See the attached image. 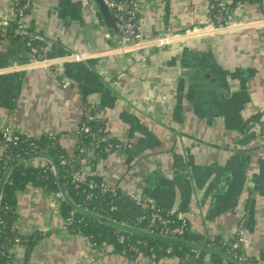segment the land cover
<instances>
[{"label": "crops", "instance_id": "1", "mask_svg": "<svg viewBox=\"0 0 264 264\" xmlns=\"http://www.w3.org/2000/svg\"><path fill=\"white\" fill-rule=\"evenodd\" d=\"M137 1L141 30L152 39L204 25L213 0ZM233 14L232 28L151 47L144 62L123 45L116 25H107L95 0H33L26 25L42 36L44 55L57 61L45 68L21 37L0 39V130L58 135L75 156L83 119L100 121L107 139L130 145L81 159L83 184H120L126 194L193 213L190 229L205 239H232L244 223L245 251L264 264V136L249 124L264 113V26L256 0L235 4ZM0 19H16L13 0H0ZM79 50L90 58L63 59ZM4 150L0 137V160ZM59 203L58 194L38 186L18 194V232L44 234L30 264L182 260L133 259L111 245L97 255L85 234L68 231ZM27 243L15 244L14 264L23 263Z\"/></svg>", "mask_w": 264, "mask_h": 264}, {"label": "trees", "instance_id": "2", "mask_svg": "<svg viewBox=\"0 0 264 264\" xmlns=\"http://www.w3.org/2000/svg\"><path fill=\"white\" fill-rule=\"evenodd\" d=\"M236 2L237 0H234L231 6L233 7ZM18 21V17L14 21L11 20L9 28L0 32V39L12 36L28 40L32 34L36 35L33 44L40 49L41 54H44L42 36L27 26L28 33L23 38L17 31ZM24 23L26 24L25 19ZM263 114L252 118L249 124H262ZM82 123H86L89 130L78 134L80 144L75 156H71L60 143L59 136L53 134L41 137L21 136L16 143L8 144L4 150L0 160V184L6 174L7 179L0 191V264H14L13 248L23 239H27L28 243L22 264H30L33 251L44 234L36 231L24 236L18 232L16 228L18 194L30 185L54 194L60 193L57 174L64 182L68 193V198L59 197V211L65 219L66 227L71 233L85 234L94 248L111 245L113 251L124 253L133 259L146 256L159 260L177 255L182 258L177 264H236L224 254L239 260L242 264H257L250 256L247 259H239V255L245 251L243 243L239 249L232 248V244L238 239V231L232 239L217 235L205 239L193 233L188 223L182 234L163 236L161 235L163 225L160 221H152L153 210L143 206L145 199L136 200L122 189L115 192L103 191L97 184L91 187L82 183L77 187L73 175L79 172L81 159L90 157V152L97 158H103L110 151L126 149L130 145V142L107 139L101 133L103 124L100 121L85 117ZM35 154H39L36 158H44L47 161L40 164L36 158L29 159L9 170L15 160ZM63 158L66 159V163H62ZM163 216L168 219L169 227L179 226L182 222L176 214L168 215L165 212ZM103 217L109 221L102 220ZM241 225L244 226V223L239 227ZM169 248L172 251H168ZM194 249L199 253H195ZM185 255L187 259L183 260ZM208 255L209 261L206 260Z\"/></svg>", "mask_w": 264, "mask_h": 264}, {"label": "built area", "instance_id": "3", "mask_svg": "<svg viewBox=\"0 0 264 264\" xmlns=\"http://www.w3.org/2000/svg\"><path fill=\"white\" fill-rule=\"evenodd\" d=\"M107 6L109 7L115 22L117 29L119 31L121 41L123 45L131 50H136L141 52V58L144 62L147 61V52L151 47L164 48L169 45H172L179 39H188L198 35H207V34H215L217 32H222L224 30H228L233 27V7L228 0H213L209 3V14L208 19L204 23V25L186 30L183 34H169L166 36H159L156 38L148 39L146 38L144 32L141 30L140 26V11L141 5L137 0H105ZM262 11V18L259 21L260 25L264 26V0H256ZM242 0H237L236 4H241ZM15 6L16 17H18L19 25L17 31L24 36L27 35L28 30L26 28V24L24 23V19L27 16V10H29L32 6L33 0H13ZM11 25V20L9 19H0V32L6 31ZM37 38L36 35H31L30 39L26 40L24 38L26 45L30 48L31 52L36 55L37 63L42 64L45 68H50L54 63H56L57 59H49L44 54L40 53V49L33 44V40ZM90 58V54L88 52L79 50L73 51L67 56L63 57V59L71 61V62H79L85 61ZM63 87L67 88L71 86V81L68 79H62ZM264 121V119H263ZM261 128L262 135L264 136V122L258 123ZM89 127L86 123H81V126L78 129L77 134H80L81 131H88ZM0 137L2 139V143L4 145V149L7 148L8 144L16 143L17 140L21 137V135L13 132L9 127H4L0 130ZM66 159H62V163H66ZM73 181L76 183L77 187L81 186L83 183L80 178L79 172H75L73 175ZM91 184L89 186H93ZM103 191H112L115 192L118 189H122L120 184H110L107 182H103L99 184ZM58 196H61V193H58ZM132 198L136 200H142L138 196L131 194ZM145 208H150L153 210L151 217L152 221H160L163 225L161 229V235L163 236H175L178 234H182L186 229V226L192 220L194 214H180L177 210L171 208L168 210H164L161 206H159L154 199L146 200L143 204ZM168 215H177L182 219V222L179 226L169 227L167 226L168 219L163 216V213ZM238 239L232 244L233 249H239L241 244H244V227L241 225L238 228L237 233ZM19 241V239H17ZM168 251H172L171 248ZM195 253H199L198 250L194 249ZM248 254L246 251L239 255V259H247ZM237 257V256H236Z\"/></svg>", "mask_w": 264, "mask_h": 264}, {"label": "water", "instance_id": "4", "mask_svg": "<svg viewBox=\"0 0 264 264\" xmlns=\"http://www.w3.org/2000/svg\"><path fill=\"white\" fill-rule=\"evenodd\" d=\"M95 3L98 7V10L100 12V14L102 15L104 21L107 23V25H109L110 27H113L116 25V22H115V19L109 9V7L107 6V3L105 0H95ZM117 28V26H116ZM39 154H35L33 156H29V157H25V158H22V159H17L13 162V164L10 166L9 170L12 169L15 165L19 164V163H22L26 160H29V159H34L38 156ZM9 172V171H8ZM57 178H58V183H59V187H60V193H61V196L63 198H68V193H67V190H66V187H65V184L64 182L62 181L61 177L59 176V174H57ZM7 179V174L3 177L2 181H1V184H0V191L2 190L3 188V185L5 183ZM0 199H1V194H0ZM78 209V208H76ZM80 210V209H78ZM102 220H106V221H109L106 217H103ZM120 228H123L122 226H120ZM225 257H227L228 259L234 261L236 264H242L239 260L233 258V257H230L229 255L227 254H224Z\"/></svg>", "mask_w": 264, "mask_h": 264}, {"label": "rangeland", "instance_id": "5", "mask_svg": "<svg viewBox=\"0 0 264 264\" xmlns=\"http://www.w3.org/2000/svg\"><path fill=\"white\" fill-rule=\"evenodd\" d=\"M233 1V0H232ZM257 2V1H256ZM230 3H232V2H230ZM258 3V2H257ZM259 4V3H258ZM260 6V5H259ZM76 136H77V140H79V135L76 133ZM41 158H36V161H38L39 162V160H40ZM98 249V251H97V255H99V251H101V250H99V248H96V250Z\"/></svg>", "mask_w": 264, "mask_h": 264}]
</instances>
